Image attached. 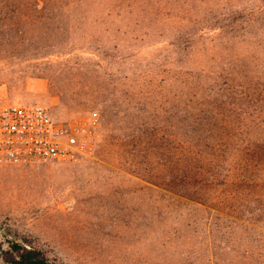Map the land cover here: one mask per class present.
<instances>
[{
  "label": "rangeland",
  "instance_id": "obj_1",
  "mask_svg": "<svg viewBox=\"0 0 264 264\" xmlns=\"http://www.w3.org/2000/svg\"><path fill=\"white\" fill-rule=\"evenodd\" d=\"M46 1L0 0V102L87 150L0 163V264H264V0Z\"/></svg>",
  "mask_w": 264,
  "mask_h": 264
},
{
  "label": "built area",
  "instance_id": "obj_2",
  "mask_svg": "<svg viewBox=\"0 0 264 264\" xmlns=\"http://www.w3.org/2000/svg\"><path fill=\"white\" fill-rule=\"evenodd\" d=\"M86 127L52 117L40 103L0 102V163L74 162L87 150Z\"/></svg>",
  "mask_w": 264,
  "mask_h": 264
},
{
  "label": "trees",
  "instance_id": "obj_3",
  "mask_svg": "<svg viewBox=\"0 0 264 264\" xmlns=\"http://www.w3.org/2000/svg\"><path fill=\"white\" fill-rule=\"evenodd\" d=\"M47 5H48L47 1L44 2V0H35V4H33V7L42 8V7H46ZM185 42H188V40H186ZM192 156L188 157L187 159L190 160ZM199 165L200 166L202 165L201 160H199ZM195 172L198 171L195 170ZM10 248L17 252L16 255L11 260V264H51L48 260L42 257L36 250L32 248H25L16 241L11 242Z\"/></svg>",
  "mask_w": 264,
  "mask_h": 264
}]
</instances>
